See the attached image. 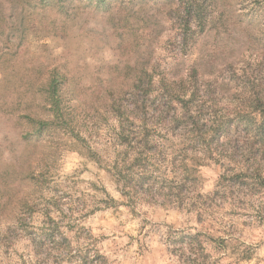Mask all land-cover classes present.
I'll list each match as a JSON object with an SVG mask.
<instances>
[{"label": "rangeland", "instance_id": "374dc122", "mask_svg": "<svg viewBox=\"0 0 264 264\" xmlns=\"http://www.w3.org/2000/svg\"><path fill=\"white\" fill-rule=\"evenodd\" d=\"M205 1L203 26L192 20L187 31L181 0H0V264H70L47 246L37 261L30 239L48 217L64 235L81 228L78 240L107 264H264L262 195L231 182L260 164L264 177V160L246 157L250 136L241 127L211 147L189 148L196 178L181 205L159 189L155 198L125 195L110 172L123 148L118 109L132 105L145 72L150 104L182 82L187 98L194 85L201 96L208 88L209 127L215 112L235 119L264 98V0ZM154 114L149 130L170 139L162 170L182 183L181 152L193 141L181 128L167 133ZM36 121L48 123L43 132Z\"/></svg>", "mask_w": 264, "mask_h": 264}, {"label": "trees", "instance_id": "16d2710c", "mask_svg": "<svg viewBox=\"0 0 264 264\" xmlns=\"http://www.w3.org/2000/svg\"><path fill=\"white\" fill-rule=\"evenodd\" d=\"M63 0H60V3ZM89 2H95L96 5H106L109 0H88ZM180 8L182 10H180ZM178 9V15L182 19L184 28L190 31V24L193 21L198 22V26H203L204 18L207 12V3L205 0H181V6ZM202 28V27H201ZM195 76V77H194ZM146 77V78H145ZM197 71L190 73V81L195 79L197 84L198 79ZM148 78V81H147ZM152 78L147 72L138 81V84L134 86L132 93V105L118 109V116L121 122V131L119 133V144L123 147L121 150H117L114 159L110 165V172L115 177L116 182L120 184L122 192L125 195H129L132 198H155L156 190L159 189V194L163 195L166 199L173 198L180 205L184 203L186 183L196 178L194 164L188 161L189 148L197 149L198 147L210 146V143L215 139L221 137L231 138V132L241 127L245 136L249 137L248 143L243 147L246 149V157L252 159L255 162L264 160V98L256 97L252 101L253 112L252 114L240 115L235 119H229V117L219 116L215 112V117L211 121L212 127H209L207 123L202 122L205 113L209 109H214V102L207 106L208 101L211 99L210 90L207 88L203 93V101L195 103L196 98L202 97L200 85H194L193 91L190 94V98H187L188 89L186 84L182 82L181 88L166 87L164 92L159 95V101L157 104L154 102L150 104L148 99L149 93L152 91ZM58 79H54L50 85V91L55 97L58 94ZM202 91V92H204ZM256 104V105H255ZM130 107L132 109H130ZM130 111L136 116L137 120L143 122L144 127L137 130L134 127V122L126 116V111ZM178 108V109H177ZM152 109L154 119L162 121L167 133H173L176 129L181 128L185 130L193 141L192 146H186L182 149L181 161L184 167L183 182L174 181L170 179L167 171L162 170V166L166 161L167 154L169 153L170 146H168L170 139L163 133H159L160 137H163V141L155 138L153 134L157 131L149 130V123L147 122L148 110ZM179 110V111H178ZM214 112V111H213ZM126 118V121L123 119ZM153 119V120H154ZM167 119H169L167 121ZM211 119H209L210 121ZM37 130L43 132L48 123L43 121H36ZM167 137V139H166ZM186 137V142H188ZM209 147V148H210ZM236 154L238 151L234 148L232 151ZM235 157L234 155H232ZM259 159V160H258ZM260 164V163H259ZM261 168V164L253 172L247 169L242 173H237L231 177V182L239 189H249L250 191H257L259 189L261 193V205L264 209V177L258 173ZM172 182V183H170ZM24 206L28 207V203ZM73 216V215H72ZM85 232L80 228L75 237L70 235H64L61 231L58 222L53 218L48 217L47 223L43 224L40 232L36 234V237L31 235L30 241L34 248L35 256L38 260L43 253V248L49 247L51 254H55L68 261L70 264H107V258L97 250H93L90 245L82 243L78 238ZM32 234V233H31ZM35 234V233H33ZM82 235V236H83ZM191 243L195 241L199 244V236L189 235ZM47 242H50L47 244ZM78 242L77 246L74 243ZM45 250V249H44ZM47 251V250H46ZM45 260L43 259L42 262ZM38 264H43L39 262Z\"/></svg>", "mask_w": 264, "mask_h": 264}]
</instances>
